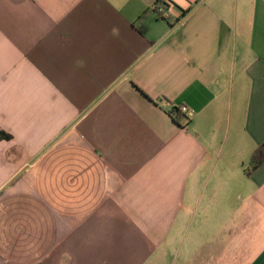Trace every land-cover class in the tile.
Returning <instances> with one entry per match:
<instances>
[{
  "label": "crops",
  "instance_id": "obj_1",
  "mask_svg": "<svg viewBox=\"0 0 264 264\" xmlns=\"http://www.w3.org/2000/svg\"><path fill=\"white\" fill-rule=\"evenodd\" d=\"M167 1L0 0V264H264V0Z\"/></svg>",
  "mask_w": 264,
  "mask_h": 264
},
{
  "label": "trees",
  "instance_id": "obj_2",
  "mask_svg": "<svg viewBox=\"0 0 264 264\" xmlns=\"http://www.w3.org/2000/svg\"><path fill=\"white\" fill-rule=\"evenodd\" d=\"M162 4L166 9H169L171 4L167 0H158L155 6ZM2 135H0V138ZM7 137V136H6ZM264 161V145H262L252 156L250 161L251 169H256Z\"/></svg>",
  "mask_w": 264,
  "mask_h": 264
},
{
  "label": "built area",
  "instance_id": "obj_3",
  "mask_svg": "<svg viewBox=\"0 0 264 264\" xmlns=\"http://www.w3.org/2000/svg\"><path fill=\"white\" fill-rule=\"evenodd\" d=\"M155 12L159 15V16H162L164 18L167 17V10L166 8L162 5V4H158L157 6H155ZM178 111L182 114H184L185 118L186 119H189L192 117L193 115V111L188 109L186 106H181L178 108Z\"/></svg>",
  "mask_w": 264,
  "mask_h": 264
}]
</instances>
